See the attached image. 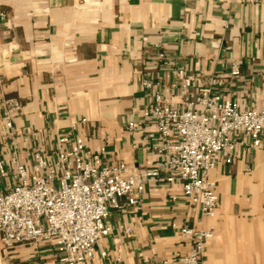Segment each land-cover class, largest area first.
<instances>
[{
	"label": "crops",
	"instance_id": "obj_1",
	"mask_svg": "<svg viewBox=\"0 0 264 264\" xmlns=\"http://www.w3.org/2000/svg\"><path fill=\"white\" fill-rule=\"evenodd\" d=\"M234 62L237 79L229 76ZM176 69L196 78L189 100L216 75L227 80L225 96L260 108L264 0H0V167L8 172L1 189L15 183L14 155L27 165L36 151L55 156L61 137L81 141L85 158L104 148L108 165H158L144 82L160 85L164 104L181 106L186 98L171 87ZM14 106L8 128L4 115ZM202 177L216 185L213 216L195 214L179 183L150 181L136 206L121 201L111 212L112 233L94 263L179 264L190 251L179 233L187 223L213 232L205 264H264V151L242 136L232 163L219 161ZM58 258L50 243L0 244V264H62Z\"/></svg>",
	"mask_w": 264,
	"mask_h": 264
},
{
	"label": "built area",
	"instance_id": "obj_2",
	"mask_svg": "<svg viewBox=\"0 0 264 264\" xmlns=\"http://www.w3.org/2000/svg\"><path fill=\"white\" fill-rule=\"evenodd\" d=\"M173 74L176 81L171 87H180L186 98L178 107L163 103L158 83L144 82L153 103L143 118L154 124L157 133L153 148L162 158L158 165L144 169L125 163L108 165L103 163L104 148L85 158L81 141L61 137L55 156L36 151L33 163L27 165L14 155L10 174L15 183L5 191L1 183L8 172L0 167V244L11 250L18 245L36 248L50 243L62 264H95L100 241L112 233L107 223L111 212L123 205L121 201L136 206L150 181L179 183L194 213L213 216L219 206L216 185L205 181L202 173L219 161L232 163L242 136L249 137L253 149L264 151V103L256 109L240 107L222 92L226 78L216 75L189 100L187 93L196 78L183 69ZM229 76H241L238 62ZM18 109L14 106L5 113L8 128ZM133 127L129 123L128 128ZM179 233L190 251L179 256L178 263L205 264L202 256L213 232L185 223ZM99 256L104 259L107 253L101 250Z\"/></svg>",
	"mask_w": 264,
	"mask_h": 264
}]
</instances>
